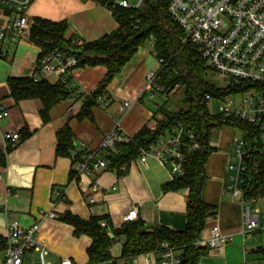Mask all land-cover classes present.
<instances>
[{"label": "crops", "instance_id": "0c3cea01", "mask_svg": "<svg viewBox=\"0 0 264 264\" xmlns=\"http://www.w3.org/2000/svg\"><path fill=\"white\" fill-rule=\"evenodd\" d=\"M99 1L33 0L27 16L30 23L35 18L66 21L69 25L67 38L95 42L118 29L111 9ZM109 1L116 5L127 1L130 6L137 7L141 0L138 4L137 0ZM8 20L7 11L0 6V28ZM40 52L41 49L30 40L29 33L17 41L11 38L6 43H0V105L9 113L0 121V151L5 157L4 163H0V236L5 238L8 226L15 222L26 229L40 224L35 236L39 250L28 251L24 264H42L41 252L45 253L46 264H61L65 258L88 264L87 250L92 240L86 235L76 237L74 228L60 219L66 214L83 221L108 217V229H117L124 224L123 218L131 207L137 205L138 219L146 226L184 231L188 191L164 193L162 190L165 184L174 180L170 164L155 157H149L143 164L137 158L123 175L106 170L91 177H78L72 158L56 157L57 132L65 124H69L73 131V155H76L78 145L82 143L98 149L104 136L117 125L127 136L134 137L144 127L154 131L164 120L158 110L163 106L170 110L168 98L174 91L169 95L144 92L147 76L158 73L161 68L152 41L139 47L105 89L102 96L108 97L107 103L97 99V104L91 109L92 120H79L77 112H72L70 107L75 102L82 107L84 97L98 89L107 73L103 66L74 70L72 78L79 93L73 90L69 98L54 105L48 122L42 120L43 103L40 99H14L9 81L31 78ZM47 81L55 83L53 79ZM125 101L132 102L128 110L123 107ZM25 128L30 135L23 140L22 131ZM6 134H19L21 139L13 145L4 140ZM240 140L241 134L229 127L213 130L211 134L210 145L216 151L205 166L207 180L203 199L217 207V216L207 221L205 230L217 223L222 234L231 237L232 241L220 249L208 251L198 264H261L258 260L260 256L255 253L258 248L251 238L252 234H243L240 204L243 195L242 198L239 195L242 191H238L233 199L231 188L232 173L228 166L234 163L236 144ZM7 147H11L9 153L6 152ZM100 154L104 155L103 152ZM73 172L75 176L72 178ZM93 183L100 187L96 193L91 190ZM54 191L63 194L61 200L56 199ZM48 212H55L58 219H44L42 215ZM116 246H119L118 249H115ZM122 246L123 241L111 249L115 260L123 261ZM148 259L146 255H141L131 264H147Z\"/></svg>", "mask_w": 264, "mask_h": 264}, {"label": "trees", "instance_id": "16d2710c", "mask_svg": "<svg viewBox=\"0 0 264 264\" xmlns=\"http://www.w3.org/2000/svg\"><path fill=\"white\" fill-rule=\"evenodd\" d=\"M101 4L111 9L118 29L95 42H84L80 39L67 38L69 25L66 21L52 22L35 18L29 32L30 40L41 52L38 62L48 53L58 51L66 56H73L77 60V68L103 66L107 73L98 89L84 97V104L76 117L79 120L93 119L92 107L97 99L104 94L111 81L120 73L145 42L151 40L157 57L162 61L157 73V83L162 93L171 94L176 89H184L182 99L186 109L176 112L161 107L158 111L164 120L159 122L154 131L147 127L132 137L128 143L119 145V153L107 156L108 170L118 175L127 173L132 161L139 158L142 151L166 137L178 123L193 129L198 136L200 149L187 156L184 163L183 176H175L171 183L162 187L164 193L188 191L185 230L174 232L166 227H148L139 219L124 223L117 229H108V217H93L83 221L71 214L61 217V221L74 228V235H86L92 243L87 250L89 264H101L114 259L111 249L116 243L123 241L122 260L131 264L137 257L157 252L162 244H168L175 251L180 252L182 264H198L200 258L207 254V250L200 248L196 242L205 230L207 221L217 216V207L208 204L203 199V190L207 180L205 166L216 148L210 145L213 130L225 127L233 128L241 134L245 156L243 163L246 172L239 186L243 199L264 201V139L259 126L246 121L228 118L222 114L213 115L209 112L208 104L211 100H222L225 97L251 90L255 87L264 91V86L244 83L240 87L220 88L209 81L211 72L200 58L195 47L182 46L181 27L172 19L168 7L170 0H141L139 6L122 8L109 0H100ZM11 95L16 101L25 99H40L43 103L41 117L43 122L49 121V112L58 102L71 96V90L56 83L51 84L42 79L35 82L32 78L12 79L9 81ZM81 98V97H80ZM30 135L28 129H23L22 139ZM21 139V137H20ZM185 149L192 144L189 139L184 140ZM75 137L69 124H65L57 132L56 157L72 158L73 162L79 156L73 155ZM11 147H7L9 153ZM5 157L0 151V163ZM75 176L72 173V178ZM105 223V226H102ZM151 230V233L148 231ZM112 233L113 237L109 234ZM6 249V240L0 236V254ZM264 258V247L255 251Z\"/></svg>", "mask_w": 264, "mask_h": 264}, {"label": "built area", "instance_id": "2783aa9c", "mask_svg": "<svg viewBox=\"0 0 264 264\" xmlns=\"http://www.w3.org/2000/svg\"><path fill=\"white\" fill-rule=\"evenodd\" d=\"M32 2L33 0H0V6L7 11L9 19L0 28L1 44L11 38L17 41L30 32L32 23L29 22L27 10ZM119 6L126 9L132 7L127 1L120 2ZM168 11L182 29L181 45H191L196 48L207 69L224 83L222 88H238L244 83L264 86V0H170ZM83 43L79 41L78 44L83 45ZM159 62L162 64V61ZM76 69V58L53 51L38 62L31 78L35 82L53 79L56 84L79 93L72 78ZM161 91L157 83V73H150L147 76L144 92L159 93ZM98 100L107 103L108 97L101 96ZM217 101L222 103L219 107L220 114L259 126L264 139V91L255 87ZM131 106V101L123 103L126 110ZM80 109L78 102L70 107L74 113H78ZM8 116L9 113L0 105V121ZM131 139L132 137L123 133L117 125L113 131L104 136L98 149H92L83 143L79 144L76 151L79 159L73 162L76 176L91 177L108 170L107 156L118 154L119 145L128 143ZM185 139L192 141L186 149L183 143ZM4 140L16 145L20 141V135L6 134ZM199 149L198 136L193 129L178 123L166 137L158 139L148 151H142L138 159L145 164L149 157H155L171 165V174L174 177H181L185 173L184 163L187 156ZM101 152L104 153L103 156ZM244 156L243 142L240 140L236 144L234 163L228 166V170L232 173L233 199L240 191L239 186L246 172ZM91 190L96 193L100 187L93 183ZM53 194L57 200L63 197L60 191H54ZM240 204L243 211V234L264 231V216L257 207H254L256 204L245 199H242ZM42 216L44 219H58L55 212H48ZM138 216L139 208L133 205L124 216L123 222L136 221ZM102 226H105V223H102ZM39 229L40 224H34L27 229L17 222L9 225L4 238L6 249L0 254V264H24L28 251L39 250L35 242ZM203 233L196 245L207 251L220 249L232 241L231 237L222 234L217 223H213ZM44 254L41 252L42 264H46ZM146 256L149 257L147 264H182L180 252L165 243L157 252ZM61 264L79 263L65 258ZM101 264H125V260L110 259Z\"/></svg>", "mask_w": 264, "mask_h": 264}, {"label": "rangeland", "instance_id": "374dc122", "mask_svg": "<svg viewBox=\"0 0 264 264\" xmlns=\"http://www.w3.org/2000/svg\"><path fill=\"white\" fill-rule=\"evenodd\" d=\"M139 0L136 1V4H138ZM132 6V4H131ZM209 81L213 82L216 86L222 88V85L224 84L221 80L217 79L215 76L211 75L209 77ZM184 96V89H176L173 94L168 98V105L170 108V111L176 112L182 108L186 109V106L183 104L182 99ZM222 105L220 101L217 100H211L208 105V109L211 113H216L219 111V107ZM239 195L242 198V193L240 192ZM240 198V199H241ZM243 199V198H242ZM257 207L261 212L262 216H264V201H258V203L254 206ZM251 238L254 240L255 247L260 248L264 247V231L258 232L256 234H252ZM119 246H116L115 249H118ZM261 264H264V258L262 256L258 259Z\"/></svg>", "mask_w": 264, "mask_h": 264}, {"label": "water", "instance_id": "95a60500", "mask_svg": "<svg viewBox=\"0 0 264 264\" xmlns=\"http://www.w3.org/2000/svg\"><path fill=\"white\" fill-rule=\"evenodd\" d=\"M148 232L151 233V230H149ZM109 236H110V237H113V234L110 233Z\"/></svg>", "mask_w": 264, "mask_h": 264}]
</instances>
